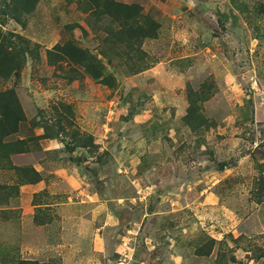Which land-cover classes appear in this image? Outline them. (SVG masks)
Returning <instances> with one entry per match:
<instances>
[{"label": "rangeland", "instance_id": "obj_1", "mask_svg": "<svg viewBox=\"0 0 264 264\" xmlns=\"http://www.w3.org/2000/svg\"><path fill=\"white\" fill-rule=\"evenodd\" d=\"M116 1L155 31L121 39L84 0L0 14L28 40L0 77L16 119L0 264H264V15L255 0ZM56 43L107 80L49 55Z\"/></svg>", "mask_w": 264, "mask_h": 264}, {"label": "trees", "instance_id": "obj_2", "mask_svg": "<svg viewBox=\"0 0 264 264\" xmlns=\"http://www.w3.org/2000/svg\"><path fill=\"white\" fill-rule=\"evenodd\" d=\"M88 8L95 14V16H107L111 17L113 22L115 21L120 25L121 29L114 35H119L130 38L133 36L141 38V36H147L151 31H155L157 23L149 16L140 13L138 5L134 3H124L116 0H84ZM37 0H0V14L8 15L12 18L22 21L20 15L31 11ZM253 9L257 15H264V0H255ZM114 32V30H113ZM145 33V34H144ZM15 38L20 40V44H17ZM5 43V44H4ZM7 43V44H6ZM28 40L13 34L12 32L3 33L0 31V77L8 76L9 71L13 66L18 64L20 53L24 52L28 48ZM54 44L53 50H48L49 55H56L60 53V58L70 57L74 63H78L84 67V70L88 72L92 77L99 79L100 81H106L102 77L101 65L97 60H93L92 56L85 54L83 51L75 48H67L70 45L64 46ZM19 51V52H18ZM59 55V54H57ZM102 77V78H101ZM190 90V95L196 94ZM13 98V101H12ZM191 101V99H190ZM14 91L12 89H6L0 91V147L6 146V142H2V138L10 132L16 131V119L12 120L14 107ZM195 101L189 104L188 115L192 120H195L194 112L197 109L194 105ZM15 109H17L15 104ZM199 125V124H198ZM223 163L220 166L222 169ZM260 195L264 191V179L261 178L260 182Z\"/></svg>", "mask_w": 264, "mask_h": 264}]
</instances>
